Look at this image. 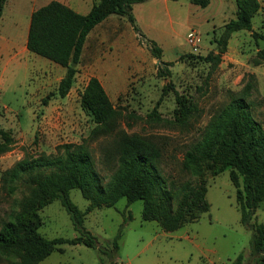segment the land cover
I'll use <instances>...</instances> for the list:
<instances>
[{"label":"rangeland","instance_id":"1","mask_svg":"<svg viewBox=\"0 0 264 264\" xmlns=\"http://www.w3.org/2000/svg\"><path fill=\"white\" fill-rule=\"evenodd\" d=\"M258 1L260 9L252 17L251 25L264 35V0ZM235 10V0H209L203 7L189 0H143L136 4L132 13L141 35L134 36L139 48L134 49V43L133 47L130 45L134 30L126 19L124 32L131 35V41L126 37L123 42L131 52L128 58H119L114 86L104 87L114 108L121 112L118 128L107 136L92 135L95 124L80 106V93L91 71L85 67V60L79 64L69 92L60 97L50 94L60 76L58 64L32 52L0 58V129L9 131L11 137L9 150L0 154V175L24 157L58 155L60 145L82 142L105 184L115 161H106L104 151L113 147L116 132L123 130L149 137L161 147L158 167L169 191L183 182L193 185L197 179L181 170L184 151L200 139L215 110L231 94H241L248 81L252 88L246 99L252 103L254 118L264 123V40L252 37L247 30L234 31L219 60L215 58L219 51L216 40ZM191 30L197 37L196 52L187 44ZM146 39L161 48L162 61L171 62L165 66L169 75H158L164 65L150 54ZM122 52L108 49L112 56ZM167 83L173 88L162 96L153 113ZM175 91L197 107L183 124L174 121ZM43 98L47 99L46 104ZM51 100H56L52 106L61 110L57 117L44 113V106ZM228 172V168L218 174L206 170L202 175L209 209L196 221L166 231L157 221L142 219L141 200L126 205L122 197L111 206L101 205L84 215L83 226L96 237L106 254L81 243L61 244L36 264H232L240 253L244 257L242 264H252V233L240 222L235 188ZM27 193L20 182L11 194L0 187V225L16 212L18 201ZM69 198L81 210L88 204L76 188L70 189ZM38 215L41 224L37 231L42 236L78 235L58 200L42 207ZM252 220L264 224V200L255 209ZM120 228L118 248L113 250L111 241ZM0 264L8 262L0 257Z\"/></svg>","mask_w":264,"mask_h":264},{"label":"trees","instance_id":"2","mask_svg":"<svg viewBox=\"0 0 264 264\" xmlns=\"http://www.w3.org/2000/svg\"><path fill=\"white\" fill-rule=\"evenodd\" d=\"M143 0H95L89 11L80 14L69 6L51 0L35 9L29 20L26 48L65 68L55 91L64 97L74 81L82 46L88 32L110 14L123 16L132 29L141 37L135 26L133 5ZM193 4L206 6L209 0H189ZM6 0H0V17ZM234 17L223 26L216 40L218 54L225 51L230 34L238 30L250 31L254 38L264 40V35L253 30L251 19L260 9L258 0H235ZM150 54L164 65L158 75H169L166 68L171 62L161 60V48L152 40H145ZM207 58H212L208 55ZM166 66V67H165ZM171 83L162 87L161 96L172 89ZM252 88L248 81L241 94H231L229 100L218 107L204 127L199 140L183 153L181 170L189 172L197 181L192 185L183 182L169 191L158 167L162 149L151 138L129 134L123 130L116 133L113 147L105 149L106 161H115V168L109 180L103 184L96 172L91 153L84 143H67L59 147L54 156L44 154L22 158L0 175V187L11 194L20 182L28 193L18 201L16 212L0 225V257L8 264H36L61 244H84L101 248L90 231L83 226L84 215L100 207L111 206L124 198L126 205L142 201L143 220L157 221L166 231H173L182 225L196 221L199 215L208 211L205 197L206 187L202 179L204 172L218 174L229 169L228 175L235 188V202L240 222L251 230L249 255L252 264H264V224L252 220L257 206L264 200V123L252 114V103L246 99ZM176 108L174 121L183 124L196 105L184 95L175 91ZM48 98V97H47ZM46 104L47 99H42ZM80 106L88 112L94 122L92 135L107 136L119 126L121 112L114 108L100 81L92 76L80 93ZM10 132L0 129V154L9 150ZM80 190L88 204L79 209L69 198L70 189ZM58 200L69 214L78 235L72 238H46L39 234L41 224L38 210ZM121 228L111 241L113 250L118 248ZM109 254V253H108ZM243 255H237L232 264H242Z\"/></svg>","mask_w":264,"mask_h":264},{"label":"crops","instance_id":"3","mask_svg":"<svg viewBox=\"0 0 264 264\" xmlns=\"http://www.w3.org/2000/svg\"><path fill=\"white\" fill-rule=\"evenodd\" d=\"M38 1L39 0H6L0 17V58L3 56L13 58L19 54H29L25 44L30 15L35 9L47 4L51 0H40L39 3L41 4H38ZM57 1L69 6L80 14L87 13L93 4V0ZM136 4L133 5L132 12ZM125 21L126 18L123 16L110 14L96 24L86 35L79 62L75 65L77 69L82 61L85 60L87 63L85 64V67L91 71L87 76L86 82L90 77L94 76L100 81L103 88L105 85L114 86L113 84L116 81V67L117 63L120 62L119 58L124 60L125 58H128L127 56L130 54L129 52H131L126 50L127 46L123 42V39L126 37H129L128 39L131 41V35H126L124 32ZM134 36H136V33L133 31V40L130 42V45L134 43L135 46L133 47L132 45V47L137 49L139 48V45L134 39ZM102 47H105V52H102ZM113 48L118 52L120 49L123 50L122 54H120V56L119 53L115 56L108 54V49H110L111 52ZM135 52L136 51H134V54ZM7 61H9V58L6 59V62ZM57 66V71L60 73V76L56 78L58 84L59 80L64 75L65 68L60 65ZM55 102L56 100L48 101V104L44 106V113L48 117H57L61 114V110H57V107L54 108L52 106Z\"/></svg>","mask_w":264,"mask_h":264},{"label":"built area","instance_id":"4","mask_svg":"<svg viewBox=\"0 0 264 264\" xmlns=\"http://www.w3.org/2000/svg\"><path fill=\"white\" fill-rule=\"evenodd\" d=\"M196 38L197 37H196L195 32L191 30V32L187 36V44L189 45L191 50L194 51V52H196L198 50L197 43H196V41H197Z\"/></svg>","mask_w":264,"mask_h":264}]
</instances>
